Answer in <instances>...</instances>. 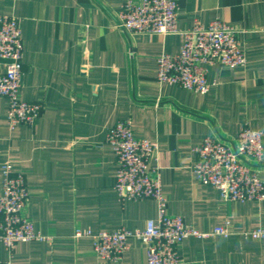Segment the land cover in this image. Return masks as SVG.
<instances>
[{
	"label": "crops",
	"instance_id": "1",
	"mask_svg": "<svg viewBox=\"0 0 264 264\" xmlns=\"http://www.w3.org/2000/svg\"><path fill=\"white\" fill-rule=\"evenodd\" d=\"M126 1L0 0V14L20 19L21 98L43 105L34 127L10 129L8 100L0 97V193L9 162L27 180L25 216L52 237L18 243L11 254L0 244V262L147 264L136 239L113 262L97 256L90 238L74 237L77 229H143L157 217L154 200L123 203L114 191L118 164L107 136L131 119L137 138L159 142L151 165L160 171L169 213L202 232L229 225L227 237L185 239L180 264H264V239L241 234L264 228V200L225 201L193 173V149L206 137L234 146L245 127L264 131V0H177L181 29L219 17L240 31L246 65H211L208 79L217 84L206 94L157 83V57L178 53L183 37L120 31L116 15ZM258 170L264 180V158Z\"/></svg>",
	"mask_w": 264,
	"mask_h": 264
},
{
	"label": "built area",
	"instance_id": "2",
	"mask_svg": "<svg viewBox=\"0 0 264 264\" xmlns=\"http://www.w3.org/2000/svg\"><path fill=\"white\" fill-rule=\"evenodd\" d=\"M180 6L177 0H127L116 15L115 26L132 35H169L183 37L180 51L157 57L156 81L178 85L189 91L206 94L217 81H209V67L216 63L233 69L245 66L246 52L239 39V30L216 17L204 24L195 21L192 27H179ZM24 44L20 19L0 14V97L8 100L7 122L10 129L19 124L34 127L42 114L40 102L21 98ZM264 131L245 127L234 146L208 136L193 150L197 162L193 166L196 181L216 188L223 200L245 202L264 200V180L258 166L264 158ZM107 142L118 164L114 191L121 202L152 199L157 205L156 219L146 221L143 229L94 232L77 229L74 237L90 238L93 249L103 261H120L136 239L146 250L147 264H180L179 248L188 237L205 239L231 234L228 223L202 232L189 225L182 215L169 213V201L163 191L160 171L151 165L160 149L159 142L137 138L132 120L118 121L109 129ZM0 193V244L10 254L16 245L30 241H50L52 237L35 229L25 216L30 191L23 173L11 163L2 166ZM247 238L264 239V228L241 233ZM0 264H12L11 259Z\"/></svg>",
	"mask_w": 264,
	"mask_h": 264
}]
</instances>
